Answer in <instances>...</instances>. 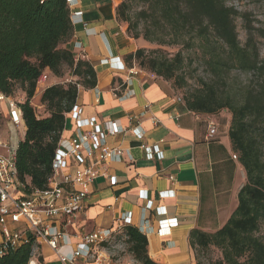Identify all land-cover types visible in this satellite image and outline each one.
I'll list each match as a JSON object with an SVG mask.
<instances>
[{"label": "trees", "instance_id": "1", "mask_svg": "<svg viewBox=\"0 0 264 264\" xmlns=\"http://www.w3.org/2000/svg\"><path fill=\"white\" fill-rule=\"evenodd\" d=\"M134 1L143 5L134 17L131 2L121 0L117 6L118 18L127 23L132 37L160 44L181 43L202 52L211 78L201 80L198 87L182 96L190 110L218 114L227 109L231 113L230 139L246 172L238 206L227 223L215 232H190L196 264H264V59L253 37L245 44L239 39L235 18L242 14L226 0ZM73 32L68 0H0V91L14 96L20 90L24 95L19 107L26 131L17 147L16 165L28 193L48 188L66 117L77 104L80 87L97 85L94 66L61 47ZM149 52L141 47L128 59L168 81L174 80V88L185 85L182 50L172 58ZM233 68L254 72L259 79L257 87L230 88L226 76ZM45 70L59 78L69 73L76 80L46 87L39 103L46 114L41 115L34 99L37 81ZM116 239L127 244L138 262L159 264L151 258L148 237L138 227H122ZM33 246L31 238L8 249L0 255V264H28ZM212 249L221 255H212Z\"/></svg>", "mask_w": 264, "mask_h": 264}, {"label": "crops", "instance_id": "2", "mask_svg": "<svg viewBox=\"0 0 264 264\" xmlns=\"http://www.w3.org/2000/svg\"><path fill=\"white\" fill-rule=\"evenodd\" d=\"M68 1L74 32L61 47L94 66L97 85L80 87L77 104L87 123L80 127L68 114L62 138L79 137L99 126L105 147L121 148L124 153L107 166L116 183L99 177L91 186L85 211L65 228L69 235L63 251L76 249L81 234L116 227L121 217L129 215L130 225L148 237L155 262L196 264L190 232L221 229L237 208L246 182L244 167L234 158L230 114L190 110L171 81L130 62L128 55L146 41L132 37L127 23L118 18V0ZM47 71L46 87L63 79ZM64 78L76 80L69 73ZM43 90L35 97L39 103ZM209 117L218 122L214 138L206 135ZM0 119L4 138L12 134L23 138L25 124L18 129L7 116ZM142 144L157 146L160 153L150 157ZM103 248L99 246L89 261L79 258L77 264H142L131 254L123 262H114ZM37 253L42 258L39 264H60L46 242L39 243Z\"/></svg>", "mask_w": 264, "mask_h": 264}, {"label": "built area", "instance_id": "3", "mask_svg": "<svg viewBox=\"0 0 264 264\" xmlns=\"http://www.w3.org/2000/svg\"><path fill=\"white\" fill-rule=\"evenodd\" d=\"M48 81L49 74L45 70L37 81V93L46 87ZM23 100L0 91V113L7 116L10 124L18 129L25 124L19 107ZM81 111L82 108L76 104L70 112L80 127L87 123L82 119ZM2 129H0V255L33 238L34 246L28 264H39L37 248L41 242H46L55 251L60 264H77L79 258L87 261L94 258L97 248L102 244L115 243L121 228L130 224L129 215L121 217L116 227L81 234L76 249L70 247L69 252L63 251L65 244H62L69 235L65 228L78 220L85 211L86 199L96 179L109 177L111 183H116V177L110 176L107 166L111 160L120 159L124 153L123 149H107L104 132L99 126L79 137L61 138L48 188L28 193L24 183L19 179L16 165L17 147L22 138L19 139L13 134L4 138ZM138 129L135 131L142 136ZM217 133L218 122L209 117L206 135L208 138H214ZM142 147L147 150L150 157L160 153L157 146L142 144ZM234 158H238L237 154H234Z\"/></svg>", "mask_w": 264, "mask_h": 264}, {"label": "rangeland", "instance_id": "4", "mask_svg": "<svg viewBox=\"0 0 264 264\" xmlns=\"http://www.w3.org/2000/svg\"><path fill=\"white\" fill-rule=\"evenodd\" d=\"M121 2V0H118ZM131 2V13L132 16H137L135 12L140 10L143 5L138 1L127 0ZM226 4L228 6L234 7L239 11L240 14H246L249 18L246 19L244 16L239 15L235 18L236 30L238 32L239 39L242 44L246 43L248 38L253 37V41L257 48L259 49L260 58L264 59V0H226ZM252 26L251 30L247 28L249 25V21ZM170 37H166L168 42ZM146 41V40H145ZM151 55H166L169 58H172L179 50H182L183 56H185L184 68L186 73V83L183 87H176L178 91L184 96L187 93L193 91L196 87L201 84V80L210 79L211 76L209 72L206 70V65L204 64L203 54L197 48H189L184 44H173V43H156L146 41V45L144 46ZM153 50V52H152ZM159 50V51H157ZM60 79L61 83H67L70 79ZM227 84L230 88H243L247 85L252 87H257L259 79L256 77L254 72H246L242 71L238 68H233L229 71L226 76ZM172 84H174V80H171ZM16 99H20L22 97V92L17 90L14 94ZM34 103L36 111L42 112L41 115H45L44 109H40L37 104L39 103L38 97L34 99ZM226 112L231 113L225 109ZM0 123L4 122L1 120ZM262 234H264V222L261 228ZM111 257L114 262H123L126 257L130 254L128 251L127 244L123 242L121 239H116L115 243L111 245H107L103 248ZM218 251L216 249L211 250V254L216 256ZM38 256V253H37Z\"/></svg>", "mask_w": 264, "mask_h": 264}]
</instances>
